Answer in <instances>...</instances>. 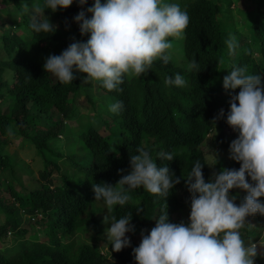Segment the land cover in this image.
I'll return each instance as SVG.
<instances>
[{
  "label": "trees",
  "instance_id": "1",
  "mask_svg": "<svg viewBox=\"0 0 264 264\" xmlns=\"http://www.w3.org/2000/svg\"><path fill=\"white\" fill-rule=\"evenodd\" d=\"M3 1L14 6L17 4L16 0ZM260 1L255 0L244 10L245 19L251 20V38L245 42V39L241 40L244 36L238 34L234 26L236 22H233L231 11H225L227 13L223 15L225 12L222 11L231 4V0H178L181 9L187 11L190 17L182 38L185 64L180 66L172 60L164 64L157 59L145 74H126L124 82L112 91L95 81L97 89L104 96L111 97L112 101L105 106L104 114L109 117L108 120L93 113L88 116L89 125L77 133L91 153L86 163L73 160V155H65L61 150L54 151L57 147L52 140L63 135L66 118L80 116L76 106L78 100L74 102L70 98L79 89L87 92L88 96L90 80L84 83L81 77H87L86 73L73 67L75 79L72 83H61L52 73L46 72L43 65L50 55H56L73 42L72 39L65 40L64 36L80 31L74 17L81 10L87 17L89 1L81 6L73 0L68 8H58L53 12L54 21L62 29L60 34L57 28L53 33H36L30 27L33 19L19 12L29 30V37L15 34L1 36L5 54L0 58V100L8 102V105L5 111H0V146L7 145L15 136L29 139L43 150L41 156L45 164L38 174L41 186L23 194L13 188L11 158L0 151V173L6 182V186L2 187L0 177V209L10 216L0 223V243L6 242L3 237H7L8 231L12 232L15 240L24 237L27 230L20 228L22 215H34L38 225L36 231L44 232L47 241L22 240L15 252L6 247L0 248V264H137L133 249L139 244L134 238L128 237L130 246L119 252L113 251L111 246L106 254L90 244H76L72 240L65 241V238L76 234L82 226L95 230V219L99 216L114 215L119 219L131 214L130 223L141 224L149 233L166 207L169 222L178 212L190 221L191 193L188 191L187 176L196 161L203 164L205 182H214V171L200 145L217 129L219 133L215 141L229 151L231 142L239 135L238 130L229 128L227 123L231 95L238 94L239 88L226 91L223 77L234 67L244 66L250 74L261 75L264 84V8L260 6L264 3ZM35 18L43 20L42 15ZM232 36H235L237 45L234 51H230L227 44ZM254 46L258 48V57L253 56ZM221 59L222 65L219 63ZM193 60L199 65L198 73L188 68ZM7 69L13 73L10 80L3 77ZM177 73L185 79L184 87L165 83L166 78L174 79ZM118 101L123 102L122 110L110 111L111 105ZM221 109L224 115L214 119ZM28 130L33 131V136L28 134ZM138 146L150 150L158 167L166 165L173 179L179 178L180 182L170 189L166 197L151 194L141 187L130 191L132 199L125 206H113L112 212L102 207L94 209L91 202L93 204L97 200L93 184L114 186L122 175L129 174L130 158L137 154ZM160 153H171L174 158L168 161L160 158ZM217 161V173L222 169L238 170L241 166V162L230 158V153ZM120 169L124 171L118 172ZM54 172L58 173V179L53 178ZM76 179L77 183L71 187L70 181ZM247 179L249 183H254L251 177ZM6 189L13 198L10 208L4 206ZM246 195L241 189L230 190V196L234 197L237 205ZM259 199L261 201L263 197ZM15 204L17 207H12ZM137 208L142 212H138ZM251 218L255 222L262 218L263 222L251 226ZM147 219H152L150 224ZM240 232L246 244L255 243L264 235V215L247 217Z\"/></svg>",
  "mask_w": 264,
  "mask_h": 264
},
{
  "label": "clouds",
  "instance_id": "2",
  "mask_svg": "<svg viewBox=\"0 0 264 264\" xmlns=\"http://www.w3.org/2000/svg\"><path fill=\"white\" fill-rule=\"evenodd\" d=\"M86 3L87 0H78L81 6ZM72 4L73 0H44L43 5L35 7V12L44 13L49 8L55 12ZM22 7L27 12L29 6L23 4ZM86 11L92 14L90 19L81 10L74 20L79 24L81 35L90 33V38L86 42L71 43L60 55H50L43 67L67 84L75 79V66L87 74L86 80L101 82L108 91L116 90L126 74H145L157 59L167 64L174 46L169 38H183L190 22L187 11L178 3L165 0H106L103 4L101 0H94ZM30 27L36 33L56 30L48 18L34 17ZM227 44L229 50L234 51L235 36ZM219 63L222 65L223 60ZM188 68L200 71L195 60ZM165 83L186 85L179 73L174 79L166 78ZM223 88L226 91L239 88L238 94L231 95L227 123L239 132L238 138L230 144L229 153L241 166L238 170L222 169L213 173L214 182H205L203 164L196 161L187 176L191 193L190 223L169 222L166 207L149 234L145 235L142 230L141 243L133 249L137 264H255L260 254L256 243H245L240 230L247 217L264 215V84L261 75L250 74L246 67L240 66L223 77ZM122 108L123 102L118 101L111 105L110 111L118 112ZM223 115L221 109L214 119ZM136 153L130 158L131 172L122 175L114 186L93 184L95 200H103L107 212H112L113 206H125L132 199L131 190L142 187L151 194L166 197L180 182L179 178L173 179L166 165L158 167L150 150L138 146ZM158 155L168 161L174 158L171 153ZM247 177L254 183H249ZM234 188L247 193L239 205L230 196ZM260 197H263L261 201ZM137 211L142 212V209L137 208ZM131 219V214L119 219L114 215L105 217V223L111 222L106 236L113 251L130 246L126 233L135 231ZM259 244L264 247V238Z\"/></svg>",
  "mask_w": 264,
  "mask_h": 264
},
{
  "label": "rangeland",
  "instance_id": "3",
  "mask_svg": "<svg viewBox=\"0 0 264 264\" xmlns=\"http://www.w3.org/2000/svg\"><path fill=\"white\" fill-rule=\"evenodd\" d=\"M78 1V0H76ZM89 1V7L93 6L94 0H87ZM17 4L14 6L11 2L5 3L3 0H0V58L4 57V51L2 49V39L1 36L6 34H15L19 35L21 37H29V30L26 29L25 24L22 22V17L20 15L21 13H24L26 17H29V19H33L36 16H41L43 19L50 18L51 21H53V25L56 26L58 29V33L60 34L62 32V29L60 25L54 21L53 11L49 9H45L44 11H47L48 13H39L37 14L35 12V7L37 5H43L44 0H16ZM167 3H178V0H165ZM255 0H240L235 2V0H231V4L227 6L222 12L225 11H231V14L234 15L233 22L234 26L238 30V34H241L244 36L241 40L245 39V42L248 41L251 38L250 34V22L251 20L245 19L244 10H246V6H249L253 4ZM261 3H264V1H260ZM101 3H106V0H101ZM27 4L28 10L25 12L22 5ZM261 8H264L263 5H260ZM250 7V6H249ZM19 8V9H18ZM227 12L223 13L225 16ZM222 15V14H221ZM92 14L87 12L86 18H91ZM55 22V23H54ZM67 28V27H66ZM65 28V30H67ZM79 32V33H77ZM77 32H72L69 36H64L65 40L72 39L73 42L81 41L86 42L90 38L89 34L81 35L80 31L77 30ZM236 38H238L236 36ZM240 40V41H241ZM170 41L173 43V48L170 50L171 53V59L173 62L177 63L180 66H183L185 64V60L182 54V38L181 39H174L170 38ZM73 42H70L73 43ZM69 44V45H70ZM67 48V47H66ZM65 48V49H66ZM253 56L258 57L259 52L258 48L256 46L253 47ZM64 49V50H65ZM63 51V50H62ZM60 51L56 55H60L62 53ZM55 55V54H52ZM75 67V66H74ZM227 72V71H225ZM13 73L11 70L7 69L3 73L4 79L10 80ZM53 75V74H52ZM87 75V74H86ZM53 77H55L53 75ZM81 80L86 82V77L82 76ZM88 84H92L91 86L88 85V88L90 90L89 95L86 93H83L82 90H78L77 93H75L74 96H71L70 99L74 100V102H77V112H81L80 116H70L65 119L66 125L64 127V133L63 135L59 136L58 138L52 140L56 147L53 149L61 150L63 153L71 154L74 157H72L73 160L80 161L83 163H86L91 158V153L89 150H87L84 145L81 142L80 137L77 136V133L81 129H85L89 125L88 116H92L93 113L99 114L102 116L105 120H108L109 117L104 114L105 106L109 103H111V97L104 96L102 91H99L96 86L95 81H90ZM84 94V95H83ZM8 102H3L0 100V111H5L7 109ZM229 128L233 129L231 126ZM29 131V130H28ZM219 133V131L216 129L215 131L211 132L202 142L200 145V148L203 150V152L206 155V159L209 163L210 168L216 172L217 167V160L219 157L226 156L229 154L228 150H225L223 147L219 146V143H217L216 136ZM30 136H33V131H29L28 133ZM79 137V138H78ZM36 144L33 143L29 139H22L21 136H15L13 137L9 143L6 145L0 146V151L3 154L8 155L11 158V175L13 176V188L18 191L22 192L23 194H26L31 189H36L41 186V182L38 180V174L39 170H43L44 168V161L41 155H43V150H40L35 146ZM64 160V158H63ZM55 163H58V161L54 160ZM62 161V160H61ZM66 164V162L64 163ZM65 168V166H63ZM8 172V170H7ZM72 177L73 174L69 170L68 172ZM212 173V174H213ZM1 174V182L2 187L6 186V182L4 180V175ZM10 175V173H9ZM53 178L58 179L59 175L58 173H53ZM11 179V177H9ZM76 180L70 181V186L73 187L77 182ZM4 200H5V208H10L11 202L13 201V198L11 197L10 193L7 191L3 194ZM264 203V199L262 201ZM17 207V205H12V207ZM91 206L95 209V207H102L106 208V205L104 201H96ZM17 211L20 213V210L17 209ZM9 213L5 210L0 209V223L4 221V218H8ZM105 217L106 216H99L95 219V230H92L89 226H82L80 227L76 234L71 236L70 238H65V241H75L76 244H90L94 249L109 253V248L112 246L110 244V241L107 239L106 232L107 229L111 227V222L105 223ZM23 221L20 224V228H24L27 230V233L24 235L23 238H16L14 239V235L12 232H7V237H3V239H6L5 243H0V248H7L10 249L12 252H15L19 244L22 242V240H31L35 239L38 241H47V237L44 235V232H37L38 225L36 224L35 217L28 216V215H22ZM152 219H147V223L150 224ZM172 223H180L183 222L185 225L189 224L190 221L186 219L182 213H176L173 215ZM251 225H255L257 223H262L263 219L258 218V220L255 222L252 218L249 220ZM131 225H134L135 231L134 232H128L126 233L127 237L134 238L137 240L138 244L141 243L142 235L141 232L144 230V234L147 235L149 232L145 231L141 226V224H135L130 223ZM264 238V235H262L255 243L257 244L258 248V254L255 258L256 264H264V247H261L259 244V241Z\"/></svg>",
  "mask_w": 264,
  "mask_h": 264
}]
</instances>
